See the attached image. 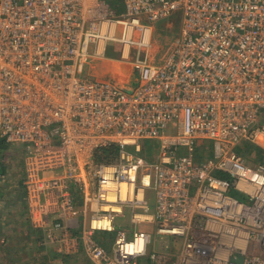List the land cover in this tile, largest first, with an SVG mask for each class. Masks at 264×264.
Listing matches in <instances>:
<instances>
[{"label": "built area", "instance_id": "built-area-1", "mask_svg": "<svg viewBox=\"0 0 264 264\" xmlns=\"http://www.w3.org/2000/svg\"><path fill=\"white\" fill-rule=\"evenodd\" d=\"M176 11L158 59L155 23ZM111 42L127 87L90 70ZM0 137L61 254L141 264L159 241L154 264H264V0H0Z\"/></svg>", "mask_w": 264, "mask_h": 264}, {"label": "rangeland", "instance_id": "rangeland-1", "mask_svg": "<svg viewBox=\"0 0 264 264\" xmlns=\"http://www.w3.org/2000/svg\"><path fill=\"white\" fill-rule=\"evenodd\" d=\"M114 6L122 4V0H112ZM182 23V12L176 11L170 17L162 19L155 23L156 31V50L153 49V55L158 59L165 52L166 45L172 42L180 32ZM109 60H97L92 63L90 70L92 74L99 78L110 80L116 85H129L132 71V77L136 72L127 63H122L116 56L121 52L120 43H109ZM155 50V51H154ZM157 53V54H155ZM116 56V57H115ZM107 58V57H106ZM208 147V145L204 144ZM152 149L151 144H145L142 153L147 156ZM147 153V154H146ZM0 163L3 164L4 170L0 173V264H91L87 256L83 253L76 257L59 256L56 250V244L49 243L50 249H45L46 243L40 232L31 226L28 219L26 191L23 194L22 170L25 169L24 153L20 146L5 141V145H0ZM25 171V170H24ZM149 199H154L153 193H149ZM129 210L125 217H119L117 224L120 228L130 229ZM148 225L146 230L151 231L154 235V227ZM146 226H141L143 228ZM132 229H130L131 231ZM106 237L104 244L112 246L116 233H100ZM168 241L176 244V238H168ZM107 242V243H106ZM159 241H155L148 249V255L140 260L141 264H149L152 261V254L161 253ZM150 261V262H151Z\"/></svg>", "mask_w": 264, "mask_h": 264}, {"label": "trees", "instance_id": "trees-1", "mask_svg": "<svg viewBox=\"0 0 264 264\" xmlns=\"http://www.w3.org/2000/svg\"><path fill=\"white\" fill-rule=\"evenodd\" d=\"M5 139H2L0 137V145H5ZM245 149H240V151H244ZM117 154H118V149L116 147H110V148H107V149H104L103 151H101L98 156H97V160L99 161H113L116 157H117ZM4 170V166L2 163H0V173ZM25 170V169H24ZM22 170V173L24 175V178H23V186H24V191H23V194H25V176H26V172ZM217 175L219 177H224V178H227V175L224 174V173H220L218 172ZM235 196H238V197H241L239 194L237 193H233ZM151 260H149V264H154V262L152 263V261L150 262ZM43 264H48V263H43Z\"/></svg>", "mask_w": 264, "mask_h": 264}, {"label": "crops", "instance_id": "crops-1", "mask_svg": "<svg viewBox=\"0 0 264 264\" xmlns=\"http://www.w3.org/2000/svg\"><path fill=\"white\" fill-rule=\"evenodd\" d=\"M129 75L131 76V83L129 84V85H131L132 84V82L133 81H135V79H136V75H135V77H132V71H130L129 72ZM105 78V77H104ZM103 78V79H104ZM110 81V80H109ZM129 85H127V86H129ZM120 86H124V87H127L126 85H120ZM242 149H245L244 151H242V152H244L245 154H250V149H249V144H245L242 148H241V150ZM218 173V172H217ZM220 173H222V172H220ZM225 174V173H224ZM28 216V215H27ZM150 227V226H149ZM145 228H148V225H146V227ZM37 232H40V234L42 235V238H43V240H45L46 241V243H45V245H44V248L45 249H50L51 247H49V243H53V244H56L55 242H52V240H50V239H48V238H46L45 239V235L42 233V231H40V230H37ZM60 234V232H57V234ZM104 236V235H103ZM99 237H101V234H100V236ZM81 254H83V253H77V254H72V255H65L66 257H72V256H74V257H76L77 255H81ZM61 255H64V254H61V253H59V256H61Z\"/></svg>", "mask_w": 264, "mask_h": 264}, {"label": "bare ground", "instance_id": "bare-ground-1", "mask_svg": "<svg viewBox=\"0 0 264 264\" xmlns=\"http://www.w3.org/2000/svg\"><path fill=\"white\" fill-rule=\"evenodd\" d=\"M121 87H124V86H121ZM155 257H156V255H155V253H154V254H152V256H151V259L153 260Z\"/></svg>", "mask_w": 264, "mask_h": 264}]
</instances>
